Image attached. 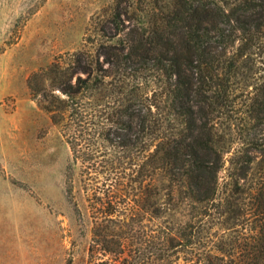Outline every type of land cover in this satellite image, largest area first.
Masks as SVG:
<instances>
[{"label": "trees", "instance_id": "trees-1", "mask_svg": "<svg viewBox=\"0 0 264 264\" xmlns=\"http://www.w3.org/2000/svg\"><path fill=\"white\" fill-rule=\"evenodd\" d=\"M94 33L28 84L69 193L79 171L90 264H264L263 60L242 72L264 0H113Z\"/></svg>", "mask_w": 264, "mask_h": 264}, {"label": "rangeland", "instance_id": "rangeland-1", "mask_svg": "<svg viewBox=\"0 0 264 264\" xmlns=\"http://www.w3.org/2000/svg\"><path fill=\"white\" fill-rule=\"evenodd\" d=\"M112 1L0 0V264H90L92 222L79 171L69 193L67 140L28 84L90 48L94 23ZM245 58L252 66L242 72L256 83L264 45Z\"/></svg>", "mask_w": 264, "mask_h": 264}]
</instances>
